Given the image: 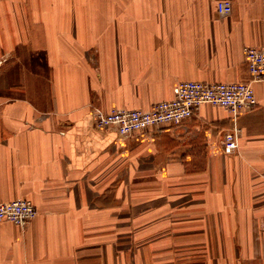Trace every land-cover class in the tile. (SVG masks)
Wrapping results in <instances>:
<instances>
[{"label":"crops","instance_id":"crops-1","mask_svg":"<svg viewBox=\"0 0 264 264\" xmlns=\"http://www.w3.org/2000/svg\"><path fill=\"white\" fill-rule=\"evenodd\" d=\"M219 1L0 0V202L38 211L0 223V264H264V82L236 118L205 104L121 138L93 116L249 80L264 0Z\"/></svg>","mask_w":264,"mask_h":264},{"label":"built area","instance_id":"built-area-1","mask_svg":"<svg viewBox=\"0 0 264 264\" xmlns=\"http://www.w3.org/2000/svg\"><path fill=\"white\" fill-rule=\"evenodd\" d=\"M216 9L221 15H230L232 3L222 0ZM245 62L250 79L229 83H206L200 81L178 82L173 88L174 97L154 104L150 109L113 108L109 112L94 109L93 116L100 130L115 129L121 138L134 137L151 128L181 125L193 118L199 109L209 104L227 109L236 118L258 106L254 84L264 82V46L248 47ZM223 149L233 154L239 149L238 131L224 133ZM38 214L30 200L18 199L0 202V223L27 226Z\"/></svg>","mask_w":264,"mask_h":264}]
</instances>
